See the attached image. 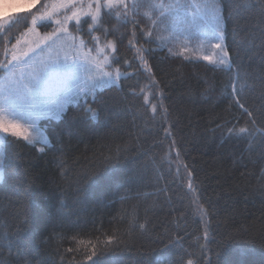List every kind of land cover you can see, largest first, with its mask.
Returning a JSON list of instances; mask_svg holds the SVG:
<instances>
[{"label":"trees","instance_id":"obj_1","mask_svg":"<svg viewBox=\"0 0 264 264\" xmlns=\"http://www.w3.org/2000/svg\"><path fill=\"white\" fill-rule=\"evenodd\" d=\"M219 1L227 67L158 47L132 19L105 17L106 38L81 26L87 46L116 42L124 75L42 120L49 144L5 137L0 264H91L93 246L104 264H264V0ZM44 2L0 27V62Z\"/></svg>","mask_w":264,"mask_h":264},{"label":"rangeland","instance_id":"obj_2","mask_svg":"<svg viewBox=\"0 0 264 264\" xmlns=\"http://www.w3.org/2000/svg\"><path fill=\"white\" fill-rule=\"evenodd\" d=\"M138 2L140 6L137 11H142V15L137 12L136 14L131 13L135 18L130 17V19L137 21L136 24L146 30L145 35L151 31L152 35H146V37L154 39L158 47L170 52L182 53L187 58L203 60L217 67L229 65L228 58L224 64H220L223 52L215 48V45L220 43L222 49L226 51L223 38L224 20L219 0H138ZM177 2L178 10L166 13L163 23L153 26L151 20L144 15L150 13L152 19H156L159 16V11L153 10L150 4L168 5ZM35 4L34 0H0V27L6 24L3 23L4 21H9L13 13L27 11ZM213 4L218 7L222 16V39L217 33L213 13L210 10ZM58 18L62 19V14ZM41 22L51 23L52 28L48 31H41L37 27ZM56 27L57 25L52 20L41 21L38 19L35 26L31 25L30 28L33 30L25 32L4 61V63L11 61L15 54L22 62L13 61L8 69L3 68L5 72L0 77V98L10 94L23 96L25 86H31L34 76L40 73L45 65L49 70L43 80L42 87L51 99L55 100L59 96L62 101L67 89H73L74 98L63 107H57L46 117H42L37 121L35 127L32 126V121L23 114L28 110L23 101H18L15 113L8 109L6 103L4 104V107L8 109V117L18 120L27 129L28 142L36 143L39 147L49 144L45 129L41 125L42 120L59 119L69 105H75L80 101H85L88 97H93L96 91L104 87L118 85L120 78L124 75V72L119 69L117 78L116 69L118 68L113 65L106 66L103 57H97L96 52L92 53V57L95 59H85L82 53L87 49H74L73 42L67 36L54 38L55 43L52 41L40 43L45 33L52 32ZM77 35L83 39L79 34ZM37 43H40L39 48L36 47ZM92 45L88 47H92ZM183 49H187V51H182ZM25 52L27 56L22 55ZM205 56L211 57V60H205ZM103 72H110L112 75L111 77L102 76ZM93 80H102L101 86L92 88L90 85ZM77 84L83 91L75 88ZM7 135L10 134L0 133V153L2 154Z\"/></svg>","mask_w":264,"mask_h":264},{"label":"snow or ice","instance_id":"obj_3","mask_svg":"<svg viewBox=\"0 0 264 264\" xmlns=\"http://www.w3.org/2000/svg\"><path fill=\"white\" fill-rule=\"evenodd\" d=\"M35 3H40V0H34ZM45 9L39 16L33 15L31 23L33 26L36 25L37 20L47 21L52 20L56 28L53 29L52 32L45 33L43 40L40 43L45 41H52L55 43L54 38H59L60 36H67L71 39L72 47L74 49H84L86 48L87 51L83 52L82 55L85 59H95L92 57V53L96 52L97 57H103L106 66L110 67L112 64L116 63L114 54L117 52V44L114 40L105 39L102 43L99 36L91 35V40L93 41L92 47H88L83 39L78 37V33L80 32L81 26L83 24H87L88 29L91 31L95 30H102L105 38L109 35L108 30L104 27L105 25V17H112L114 16L118 21H122L124 23L130 22L129 13L136 14L137 9L139 8L138 0H45L44 4L42 5ZM150 7L153 10L159 11V16L156 19H152L150 13H145L144 15L147 16L153 26L157 23H163V18L165 17L166 13L173 12L178 10L179 4L173 3L164 5L163 3H153L150 4ZM211 12L213 13V18L215 20V26L219 37L222 39V16L218 7L213 4L211 6ZM62 14V19L58 18ZM88 18V19H84ZM90 20V22H89ZM133 23V29H135L137 21L134 19L131 20ZM3 23H8V21H4ZM71 24V30L69 25ZM32 31L33 29H28ZM147 36H151L152 32L149 31L146 33ZM133 37H135V30L133 31ZM162 39V38H160ZM40 43H37L36 47H40ZM129 45L131 47H135V44L132 40H129ZM216 49H219L223 52V58L219 61L220 64H224L226 59L229 56V53L222 49L220 43L215 45ZM30 51L32 49H29ZM138 58L143 60V55L141 49H136ZM182 51H187V49H183ZM182 54V53H181ZM22 55L27 56V53H23ZM205 60H211V57L205 56ZM67 60V57H65ZM13 61L17 63H21L19 57L15 54L12 56V60L8 61L7 63L0 62V67L8 69L9 65L12 64ZM147 63V61H144ZM48 66L45 65L41 69L40 73H37L33 81L31 82V86L26 85L24 89L23 96H14L8 95L3 98H0V133L10 134L13 137L23 138L25 141H28L27 129L23 127L18 120L11 119L7 115L8 109H11L13 113L16 112V105L18 101H23L27 107V111L23 113L26 115L31 121L32 126L35 127L37 121H39L42 117H46L48 113L54 111L57 107H63L64 104L69 103L74 98V93L72 88H68L67 92L63 96V100L61 101L60 97L57 96L55 100L51 99L48 94L43 90V80L47 76ZM54 70V69H53ZM117 78L119 77V69H116ZM110 72H103L102 76L111 77ZM102 84V80H93L91 83L92 88L100 87ZM75 88L83 91L80 88V85H75ZM233 91H236L235 84L233 85ZM8 105V109L4 107V104ZM239 103V101H237ZM241 108H244L243 104H240ZM153 112H155V106H153ZM246 114L249 117L253 116V113L248 109H244ZM91 111V109H89ZM166 111V110H165ZM253 125H255L256 121L253 119L251 121ZM249 131L244 127L239 128L240 133H245ZM171 135V133H168ZM31 142V141H30ZM43 151V149H40ZM179 160V153H177V161ZM14 160H9L8 157L2 153H0V181L4 179V171L14 165ZM189 175H191L189 173ZM192 185L189 183V188ZM30 194L26 192V195ZM139 227L143 229L145 226L144 224H140ZM204 239H208V232L205 230L204 232ZM114 240V237H109L108 240L105 242L106 245H111ZM204 246H201V252H203ZM68 251H72V249H68ZM107 252V247L104 249H100L99 251L95 249L93 246V250L91 254L87 256V260L91 261V264H104L103 257ZM95 258V259H94ZM145 264H148L145 261ZM168 264H183V260L179 262L169 260ZM186 264H197L196 261L193 259H188ZM199 264H206V261L200 260Z\"/></svg>","mask_w":264,"mask_h":264},{"label":"bare ground","instance_id":"obj_4","mask_svg":"<svg viewBox=\"0 0 264 264\" xmlns=\"http://www.w3.org/2000/svg\"><path fill=\"white\" fill-rule=\"evenodd\" d=\"M226 49V48H225ZM228 61H229V58H228Z\"/></svg>","mask_w":264,"mask_h":264}]
</instances>
